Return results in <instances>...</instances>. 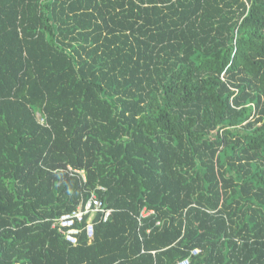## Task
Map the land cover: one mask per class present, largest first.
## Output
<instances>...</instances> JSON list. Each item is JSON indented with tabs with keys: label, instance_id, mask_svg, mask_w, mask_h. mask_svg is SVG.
<instances>
[{
	"label": "trees",
	"instance_id": "obj_1",
	"mask_svg": "<svg viewBox=\"0 0 264 264\" xmlns=\"http://www.w3.org/2000/svg\"><path fill=\"white\" fill-rule=\"evenodd\" d=\"M188 257L264 264V0H0V264Z\"/></svg>",
	"mask_w": 264,
	"mask_h": 264
},
{
	"label": "built area",
	"instance_id": "obj_2",
	"mask_svg": "<svg viewBox=\"0 0 264 264\" xmlns=\"http://www.w3.org/2000/svg\"><path fill=\"white\" fill-rule=\"evenodd\" d=\"M100 212L102 221H107L111 215L112 209L104 207L102 202L97 199L96 196H91L84 204H80L75 210L64 213L52 221V227L55 228L64 239L70 243L75 244L77 242V236L81 232V227L77 226L82 222L85 216H88L84 229L88 237L92 236L93 222L92 219L95 213ZM197 250H193L192 253H196ZM189 258H185L179 261L177 264H188Z\"/></svg>",
	"mask_w": 264,
	"mask_h": 264
},
{
	"label": "bare ground",
	"instance_id": "obj_3",
	"mask_svg": "<svg viewBox=\"0 0 264 264\" xmlns=\"http://www.w3.org/2000/svg\"><path fill=\"white\" fill-rule=\"evenodd\" d=\"M82 201V200H81ZM96 219V218H95ZM95 221V220H94ZM94 225V224H93ZM84 231V230H83ZM189 258V257H188Z\"/></svg>",
	"mask_w": 264,
	"mask_h": 264
}]
</instances>
